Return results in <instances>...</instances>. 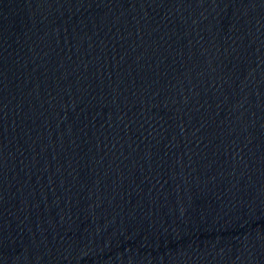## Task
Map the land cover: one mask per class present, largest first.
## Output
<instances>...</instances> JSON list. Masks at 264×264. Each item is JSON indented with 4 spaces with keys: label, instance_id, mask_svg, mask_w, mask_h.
<instances>
[{
    "label": "water",
    "instance_id": "1",
    "mask_svg": "<svg viewBox=\"0 0 264 264\" xmlns=\"http://www.w3.org/2000/svg\"><path fill=\"white\" fill-rule=\"evenodd\" d=\"M0 264H264V0H0Z\"/></svg>",
    "mask_w": 264,
    "mask_h": 264
}]
</instances>
